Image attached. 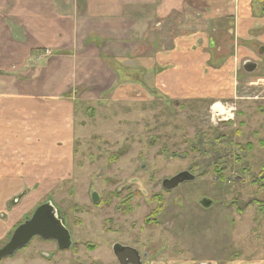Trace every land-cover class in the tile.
Here are the masks:
<instances>
[{
	"label": "rangeland",
	"instance_id": "obj_1",
	"mask_svg": "<svg viewBox=\"0 0 264 264\" xmlns=\"http://www.w3.org/2000/svg\"><path fill=\"white\" fill-rule=\"evenodd\" d=\"M252 3L255 10H261L263 3ZM255 14L243 18L252 21L249 31H263L256 33L260 41L250 56L264 44V13ZM236 20L232 21L234 28ZM227 23L230 26L231 20ZM236 27L246 24L237 21ZM3 30V60L12 66L0 70L7 78L0 87L4 125L12 131L32 127L35 135L41 131V142L31 152L21 149L15 153L7 150L5 140L3 147L0 143V175L6 173V164L15 173L25 167L35 179L23 186L30 191L26 198L40 195L35 192L42 186L48 191L38 204L48 199L53 202L70 231L72 245L60 250L55 241L33 237L0 264H117L111 251L117 242L149 250L144 264H264V57L259 56L258 67L247 72L241 68V60L249 58L245 49L236 55L232 44L223 42L224 33L222 38L214 37L217 45L226 44L228 52L214 50L212 67L207 64L200 75L205 83L178 86L184 96H177L173 88L161 84L159 76L163 68L173 65L161 62L169 57L165 54L168 40H163V47L159 42L158 49L152 42L143 43V50L135 38L130 45L145 52L143 57L131 53L127 56L131 63L118 53H113L111 62L107 56L101 58L104 70L99 83L104 85L100 88L109 91L104 101L80 100L79 93L74 94L76 85L71 84L64 92L66 100L40 102L51 124L42 128L37 117L40 128L35 126L38 102L22 96L37 98L47 87L39 79L24 92L17 87L11 90V83L21 70L32 74L37 67L53 68L62 58L51 45L35 46L12 37L9 21ZM78 71L71 69V81ZM98 71L86 74L92 78ZM126 84L131 102L123 100ZM216 103L223 104L227 113L214 115L211 106ZM20 152L31 156L22 160ZM14 166H20L19 170ZM181 172L194 179L171 190L162 188L164 179ZM95 192L96 203L91 199ZM205 197L212 200V207L199 205ZM16 199L1 204L0 221L15 210L11 211ZM31 211L0 237V247Z\"/></svg>",
	"mask_w": 264,
	"mask_h": 264
},
{
	"label": "crops",
	"instance_id": "obj_2",
	"mask_svg": "<svg viewBox=\"0 0 264 264\" xmlns=\"http://www.w3.org/2000/svg\"><path fill=\"white\" fill-rule=\"evenodd\" d=\"M255 1L258 4L263 3L260 11L258 8L255 10L252 0H245V5H243V0H0V70L9 69L11 66L3 60L2 53V32L8 21L11 36L15 39L19 38L20 42L22 40L32 42L35 46L51 45L54 53L59 54L62 59L55 61L53 68L37 67L32 74L21 70L11 83V90L17 87L19 91L25 92L41 79L40 82L47 88L43 87V92L37 98L30 94L20 96L38 102L37 107L40 108L35 117V126L41 128V125L36 123L38 122L37 117H39L43 123L42 128H45L51 125L50 115L44 107H41L40 102L50 103L66 100L67 96L64 92L71 84L76 85L74 94L79 93L80 100L104 101L109 91L104 93L100 88L104 85L99 83L101 71L104 70L101 58L107 56L111 62L113 53H118L123 54L124 61L127 58V61L131 63L130 57H127L129 54L133 53L142 57L146 54L143 51L132 49L130 44L135 38H139L142 42L138 49L142 48L143 50V43L152 42L151 45L154 46V49H158V43H161L159 47H163V40L167 39L168 44L165 46L168 49L165 54L169 57L161 59V62H171L173 65L162 69L159 75L162 77L160 78L161 84H165L168 90L173 88V92L177 96H184L179 94L178 86L187 88L204 84L206 78H201L200 75L207 64L212 67L210 63L212 52L214 50L215 52H228V48L225 49L226 44L217 45L213 41L214 37L222 38L224 33L225 40L223 42H230L232 45L229 46L236 55H242L241 48L245 49V57H250L253 53V45L260 41L256 33L263 31H249L248 28L252 21L243 18L249 19L252 14L256 15L255 12L264 13V0ZM234 19H237L236 22H245L246 27L237 28L235 22L234 28V22L232 23ZM228 20H231L230 26H228ZM234 29L236 30L233 31ZM32 37H36V39L32 40ZM31 49L32 46L29 50ZM248 60L250 61V58H244L241 60V64ZM153 65L155 63L150 67ZM71 69L79 70L73 81L70 80ZM92 69L99 71L89 78V74L86 72ZM140 69L146 71L145 68L140 67ZM23 74H26V77H22ZM5 80L7 78L3 76V73H0V87L6 85ZM46 80L50 82L49 85ZM126 85V90L124 87L122 94H125L127 98H123V100L131 102L132 94L128 84ZM93 86L96 88L91 90ZM24 87L26 90L21 89ZM113 87L114 85H111L109 89ZM50 88L51 90H49ZM104 95L106 98H103ZM15 100L19 99L15 98ZM3 101L4 97L0 95L1 147L5 140L7 150H14L12 153L21 149H28L31 152L30 149L41 142L38 136L41 131H37V135H35L34 131L30 130L34 129L32 127H25L20 131L6 128L4 113H2ZM37 107H35V111H37ZM26 109L30 110L31 106L28 105ZM46 130H44L42 140L45 146L48 140L45 134ZM14 141H20L21 144L15 145ZM18 146L20 147L17 148ZM12 153V160L16 161L17 159ZM19 155L22 160L31 156L24 155L23 152H20ZM3 160L2 162H5V159ZM28 163L29 161H26V165ZM10 166L5 168L8 167L6 164L3 167L6 169V173L3 176L0 175V206L12 197L13 199L17 197L18 200L11 211L16 207L15 210L4 221H0V237L6 235L7 231L13 227V223L15 224L23 216H27L32 209L34 210L39 205L40 197L49 194L42 186L38 192H35L40 195L34 194L30 198H26L30 191L23 186L26 185V182H34L35 179L29 177L25 167L19 170L20 166H14L19 170L18 173H15ZM1 172L3 171L1 170ZM20 176L22 178H19ZM37 178L40 179V177ZM21 193L24 194L20 196ZM20 204L21 207L18 208ZM6 208L8 209L9 205ZM14 215L16 216L14 217ZM10 223L11 225H9ZM147 260L146 257L143 262L145 263Z\"/></svg>",
	"mask_w": 264,
	"mask_h": 264
},
{
	"label": "water",
	"instance_id": "obj_3",
	"mask_svg": "<svg viewBox=\"0 0 264 264\" xmlns=\"http://www.w3.org/2000/svg\"><path fill=\"white\" fill-rule=\"evenodd\" d=\"M244 64H250L249 67L244 66L247 72H252L256 69L255 63L252 64L247 61ZM193 179L194 176L192 174L181 172L164 179L162 181V188L171 190L179 184L192 181ZM91 196L92 202L96 203L98 201L96 192L92 193ZM212 203V200L206 197L199 200V205L203 208H209ZM36 236L43 240H54L60 250L69 249L72 245L70 231L64 225L62 218H59L58 210L51 200L38 205L31 216L13 230L8 241L0 247V260L12 256L18 249L28 244ZM112 248L120 264H141L138 251L133 247L116 244Z\"/></svg>",
	"mask_w": 264,
	"mask_h": 264
},
{
	"label": "flooded vegetation",
	"instance_id": "obj_4",
	"mask_svg": "<svg viewBox=\"0 0 264 264\" xmlns=\"http://www.w3.org/2000/svg\"><path fill=\"white\" fill-rule=\"evenodd\" d=\"M261 53H263V54H261ZM259 56H261V57H264V44H260L258 47H257V51L254 53V56H250V57H253V58H250V63H252V64H256V68L258 67V64L256 63V59L259 57ZM247 61H245L244 63H246ZM242 64V66H241V68H245L244 66H247V67H249L250 66V64ZM214 114V113H213ZM218 116V115H217ZM212 205H213V203H212ZM212 205L210 206V207H212ZM209 207V208H210ZM117 244V243H116ZM116 244H112L111 245V251H113V249H112V246L113 245H116ZM122 245V244H121ZM57 246V245H56ZM123 246H131L130 244L129 245H126V244H123ZM26 247V246H25ZM134 247V246H133ZM137 251H138V254H139V256H140V259H141V264H144V262H143V259H145L146 257H147V255H148V253H149V250H147V251H140V250H138L136 247H134ZM154 251V250H153ZM112 254H114V251H113V253ZM114 258H115V255H114ZM115 260H116V263L117 264H120L118 261H117V259L115 258Z\"/></svg>",
	"mask_w": 264,
	"mask_h": 264
},
{
	"label": "bare ground",
	"instance_id": "obj_5",
	"mask_svg": "<svg viewBox=\"0 0 264 264\" xmlns=\"http://www.w3.org/2000/svg\"><path fill=\"white\" fill-rule=\"evenodd\" d=\"M222 105L220 103H216V104H213V106H211L213 110L212 112L214 113V115L219 116V115H224L225 113H227L228 110H226V108L223 107Z\"/></svg>",
	"mask_w": 264,
	"mask_h": 264
},
{
	"label": "trees",
	"instance_id": "obj_6",
	"mask_svg": "<svg viewBox=\"0 0 264 264\" xmlns=\"http://www.w3.org/2000/svg\"><path fill=\"white\" fill-rule=\"evenodd\" d=\"M261 1H263V0H261Z\"/></svg>",
	"mask_w": 264,
	"mask_h": 264
}]
</instances>
